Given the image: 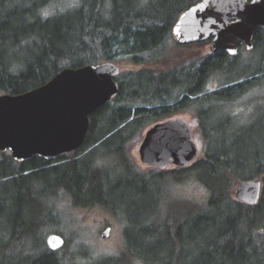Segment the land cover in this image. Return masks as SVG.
I'll return each instance as SVG.
<instances>
[{"label": "trees", "instance_id": "trees-1", "mask_svg": "<svg viewBox=\"0 0 264 264\" xmlns=\"http://www.w3.org/2000/svg\"><path fill=\"white\" fill-rule=\"evenodd\" d=\"M60 1L0 0V94L41 86L64 67H157L120 72L118 95L91 114L78 151L23 162L0 151V264H71L44 238L56 221L47 206L61 193L77 207L125 210L127 252L139 249L149 264H264V29L253 49L166 66L178 16L200 0H66L53 11ZM184 112L199 122L202 155L184 168L140 171L132 142ZM192 177L208 190L205 203L170 197L169 180ZM260 177L257 204L232 195L236 183ZM135 260L146 263L133 254L117 264Z\"/></svg>", "mask_w": 264, "mask_h": 264}, {"label": "water", "instance_id": "water-1", "mask_svg": "<svg viewBox=\"0 0 264 264\" xmlns=\"http://www.w3.org/2000/svg\"><path fill=\"white\" fill-rule=\"evenodd\" d=\"M264 29V0H200L180 13L172 33L179 44L210 40L213 53L234 56L242 46L254 47V36ZM114 61L64 67L47 83L20 94H0V151L23 162L35 156L52 160L81 149L91 128V114L118 95ZM141 162L165 170L184 168L199 157L193 128L184 117L150 126L138 149ZM263 182L251 179L234 187L233 196L246 204L259 202ZM111 227L102 232L110 235ZM50 249L64 238L52 233Z\"/></svg>", "mask_w": 264, "mask_h": 264}, {"label": "rangeland", "instance_id": "rangeland-1", "mask_svg": "<svg viewBox=\"0 0 264 264\" xmlns=\"http://www.w3.org/2000/svg\"><path fill=\"white\" fill-rule=\"evenodd\" d=\"M70 1L75 2L76 0ZM70 1H60L61 3L57 4L53 8V11H55V8L69 5ZM172 41L174 43L175 41L177 42L175 37H173ZM173 42L171 43L169 50V57L171 58V61L166 66L180 62L181 56L184 61L186 59L191 60L197 57H202L212 52L210 40L199 42L197 44L195 43L190 46H185L186 44L177 46ZM246 50V48H243L241 51L243 52ZM114 62L120 66L121 71L131 69L137 70L145 66L135 65L125 60H118ZM145 67H157V65L150 63ZM211 87L214 88L213 83ZM246 107H248V105ZM240 109H242L241 106ZM250 114L251 112L248 110L246 112L244 111L240 114L241 120L248 121ZM174 117H184L188 120L193 128L194 140L198 144L199 156H201L202 138L197 118L188 112L181 113ZM148 128H145L141 135L130 145V155L135 161L137 167L140 171L147 173L152 169L161 170L157 167L144 165L139 156L138 149ZM173 167L174 166H170L167 169H172ZM258 179H261V177ZM169 181L167 191L170 197L175 200H188L198 204H203L209 197L208 190L194 177L181 182L173 180ZM238 184L239 183H236L235 186ZM234 187L232 189V195ZM51 207L53 208L52 217L55 218L56 221H50V226L47 227L49 230L46 234H44V238L47 240L48 236L52 233L61 235L64 238L65 243L58 250H62L61 254H66L68 256L71 264H81L87 262H90L91 264L96 259L97 260L94 264H117L120 263L121 260H127L129 263H132L133 254L136 256L141 255V258L146 260L144 254L139 249L137 250L131 247V249L127 252L124 237L126 222L123 219H127V213L124 212L125 210L117 208V212L119 214H116L100 206L77 207L73 205L71 198L65 193H61L55 202H51L47 206L49 210L52 209ZM160 208L162 209V207ZM163 220L164 219H162V221ZM107 227H111L110 235L107 238H104L102 237V232ZM135 229L139 231L140 227H136ZM132 230H134L133 226ZM78 260L82 262H79ZM135 261L136 264H144L139 263L138 260ZM145 262V264H149L147 260Z\"/></svg>", "mask_w": 264, "mask_h": 264}, {"label": "flooded vegetation", "instance_id": "flooded-vegetation-1", "mask_svg": "<svg viewBox=\"0 0 264 264\" xmlns=\"http://www.w3.org/2000/svg\"><path fill=\"white\" fill-rule=\"evenodd\" d=\"M208 41V40H207ZM244 46H242L240 49H242ZM240 51V50H239Z\"/></svg>", "mask_w": 264, "mask_h": 264}, {"label": "bare ground", "instance_id": "bare-ground-1", "mask_svg": "<svg viewBox=\"0 0 264 264\" xmlns=\"http://www.w3.org/2000/svg\"><path fill=\"white\" fill-rule=\"evenodd\" d=\"M148 254V253H147Z\"/></svg>", "mask_w": 264, "mask_h": 264}]
</instances>
